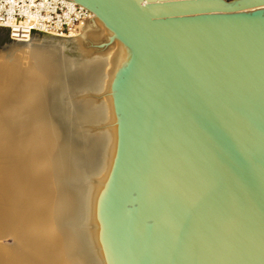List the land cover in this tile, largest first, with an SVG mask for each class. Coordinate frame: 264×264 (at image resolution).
Listing matches in <instances>:
<instances>
[{
	"label": "water",
	"instance_id": "95a60500",
	"mask_svg": "<svg viewBox=\"0 0 264 264\" xmlns=\"http://www.w3.org/2000/svg\"><path fill=\"white\" fill-rule=\"evenodd\" d=\"M68 1L130 49L103 218L115 264H264V0ZM33 36L50 64L38 84L82 155L103 64ZM104 155L80 156L73 180L87 188Z\"/></svg>",
	"mask_w": 264,
	"mask_h": 264
},
{
	"label": "bare ground",
	"instance_id": "6f19581e",
	"mask_svg": "<svg viewBox=\"0 0 264 264\" xmlns=\"http://www.w3.org/2000/svg\"><path fill=\"white\" fill-rule=\"evenodd\" d=\"M5 29L0 24V240L12 242L0 241V264H115L103 218L121 118L118 77L130 49L94 14L71 36L53 35L103 64L82 119L91 134L84 152L100 145L105 155L84 188L72 178L84 149L66 143L54 100L33 83L47 81V51L33 35L20 41Z\"/></svg>",
	"mask_w": 264,
	"mask_h": 264
},
{
	"label": "built area",
	"instance_id": "2783aa9c",
	"mask_svg": "<svg viewBox=\"0 0 264 264\" xmlns=\"http://www.w3.org/2000/svg\"><path fill=\"white\" fill-rule=\"evenodd\" d=\"M92 15L86 7L68 0H0V24L20 41L36 32L69 37Z\"/></svg>",
	"mask_w": 264,
	"mask_h": 264
},
{
	"label": "rangeland",
	"instance_id": "374dc122",
	"mask_svg": "<svg viewBox=\"0 0 264 264\" xmlns=\"http://www.w3.org/2000/svg\"><path fill=\"white\" fill-rule=\"evenodd\" d=\"M31 42H32V44L40 45V46H41L42 43H43V41L40 40L39 37L37 38V37H35V36H34V38L31 39ZM15 43H17V42H15ZM15 43H10L9 45L2 46V50L6 51L7 48H8V49L12 48V46H13ZM18 43H20V42H18ZM9 46H10V47H9ZM72 48H73L72 45H70V46H68V47L66 48V51H72ZM49 70H50V68H49ZM33 83H37V84H38V80H37V81L34 80ZM0 241H1L2 243L6 244V245H10L11 242H12V239H11V237H7V238H3V239L0 240Z\"/></svg>",
	"mask_w": 264,
	"mask_h": 264
}]
</instances>
